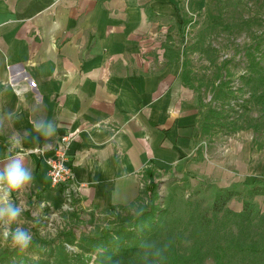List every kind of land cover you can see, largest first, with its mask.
Masks as SVG:
<instances>
[{"label": "crops", "instance_id": "crops-1", "mask_svg": "<svg viewBox=\"0 0 264 264\" xmlns=\"http://www.w3.org/2000/svg\"><path fill=\"white\" fill-rule=\"evenodd\" d=\"M187 5L198 13L209 0H0V166L17 136L13 151L34 177L15 195L67 211L48 177L51 152L33 151L73 135L69 211L83 219L137 214L151 183L207 195L210 206L236 191L227 207L242 211L247 192L264 185V133L220 134V107L201 96L184 50L197 19L184 15ZM43 122L52 135L36 130ZM254 202L264 211V195Z\"/></svg>", "mask_w": 264, "mask_h": 264}, {"label": "rangeland", "instance_id": "rangeland-1", "mask_svg": "<svg viewBox=\"0 0 264 264\" xmlns=\"http://www.w3.org/2000/svg\"><path fill=\"white\" fill-rule=\"evenodd\" d=\"M197 11L189 5L183 11L185 16L197 17L195 23L191 22L192 41L184 45V50L193 52L188 54L192 57L189 64L193 65V83L205 102L220 110L222 104H227L226 93L234 92L231 104L238 120H218L220 134L228 135L241 127L264 133V0H209V9ZM188 20L185 18L186 24ZM157 186L137 214L104 216L99 223L95 217L83 219L69 210L52 212L40 201L34 203L15 195L13 200L24 207L18 226L30 231L33 240L27 250L20 252L0 237V264H62V258L66 264H112L107 259L116 253L118 247L113 244L117 239L104 242L109 254L103 258L99 254L103 249H95L90 239L116 237L115 233L129 224L137 226L134 217L148 210L149 220L153 221L150 231L157 234L155 240L159 242L154 247L160 248L159 252L149 255L144 237H130L122 247L132 251L139 246L143 250L118 264H251L250 256L264 255L241 251L246 246L264 249V211L256 207L254 196L244 197L242 203L244 206V202L251 201L255 219L241 228L237 219L227 214L239 212L226 207L221 213H213L209 196H188L178 187L166 190ZM52 250L54 253H50ZM160 253L164 256L161 261ZM173 254L178 261L169 258Z\"/></svg>", "mask_w": 264, "mask_h": 264}, {"label": "trees", "instance_id": "trees-1", "mask_svg": "<svg viewBox=\"0 0 264 264\" xmlns=\"http://www.w3.org/2000/svg\"><path fill=\"white\" fill-rule=\"evenodd\" d=\"M238 90V89H237ZM233 93L232 94L230 92H227L226 94V100H227V104H222L221 105V110H213V113L215 114L216 119L220 120L221 118L227 119L230 118L229 116H234L229 110H234L233 109V105L231 104V100L233 97ZM230 94V95H229ZM229 107V108H228ZM243 108L246 107L245 104L242 105ZM229 109V110H228ZM229 123L232 121H228ZM234 123V122H232ZM218 124V123H216ZM215 124V125H216ZM213 126V124L211 123L209 125V127ZM157 187L156 184H151L149 187V191L155 190ZM256 195H264V185L261 186H254L252 189H250L245 197H248L249 199H251L253 196ZM239 196V193L236 191H221L217 194L215 201L212 205V212L213 213H221L224 211V209L227 207L228 202L236 197ZM247 198V199H248ZM252 203L250 200L244 202V206L241 212L239 213H235L233 214L232 211H227V214H230L232 216L235 217V219H237L239 225L242 227H246L250 224H252V222L254 221L255 218H253V210H252ZM140 215H136V218L134 223H136L137 226H132V224H129V227H126L124 229H121L120 231H117V233H115V236H111V238H107V236H104L103 238L100 237H94V238H89L90 240L93 241V247L99 251L101 248L103 249L99 254H100V258H103L104 256H106V254L108 255L109 253H107L108 251L105 249L104 242H111L114 239H117V241H115V243L113 244V246H117V251L116 253H113L111 255V257H109L107 260H109L112 264H118V263H122L125 261L128 262V259H131L132 256L135 255V253H140L143 248L137 246V248H135L132 251H128L126 249H124L122 247V244L125 242L126 239L132 237L134 239L140 238V237H144V241L146 244V250L147 253H149V255H151L154 252H159L160 248L158 249L157 247H154V243H157L159 245V242H157L155 239H157V234L153 233L150 231V226L153 221L152 219L149 220V216L151 214V211H140L139 213ZM153 214V213H152ZM237 217V218H236ZM130 223V222H129ZM160 230V229H159ZM159 230H157V232H159ZM84 240V239H83ZM261 250V249H259ZM257 248L255 247H250V246H246V247H242L241 251L244 253H251V254H257L260 252H263L264 254V249L262 251H259ZM55 251V249H54ZM54 251L52 250L50 253H54ZM161 254V253H160ZM162 256L160 257L159 261H161L163 259V254H161ZM173 254L172 256H170L169 258H172V260L174 261H178L177 256ZM141 256H138L136 258H140ZM251 259V264H259V261L262 262L264 261V255H260L258 258H255L254 256H250ZM62 264H66L67 261L65 258L61 259ZM138 264V263H137Z\"/></svg>", "mask_w": 264, "mask_h": 264}, {"label": "clouds", "instance_id": "clouds-1", "mask_svg": "<svg viewBox=\"0 0 264 264\" xmlns=\"http://www.w3.org/2000/svg\"><path fill=\"white\" fill-rule=\"evenodd\" d=\"M7 115L10 118L13 114ZM36 130L50 136L54 127L43 122L36 125ZM16 144H22V139L9 137L8 151L12 155L0 166V237L9 240L13 249L23 252L30 247L33 236L30 231L18 226L24 207L15 202L13 196L26 190L34 177L22 153L18 149L13 151Z\"/></svg>", "mask_w": 264, "mask_h": 264}, {"label": "built area", "instance_id": "built-area-1", "mask_svg": "<svg viewBox=\"0 0 264 264\" xmlns=\"http://www.w3.org/2000/svg\"><path fill=\"white\" fill-rule=\"evenodd\" d=\"M26 79L27 76H24ZM14 82V81H13ZM29 82V79H28ZM16 82L14 83V86ZM30 89H35L34 84H29ZM73 135H64L60 138L56 146L48 149H36L33 151L35 154L46 155L47 150L51 152L50 156L45 157L48 166V177L53 186H62L65 195V209L71 210L70 204L73 203V198L77 194L74 184V173L69 167V149L73 141Z\"/></svg>", "mask_w": 264, "mask_h": 264}]
</instances>
